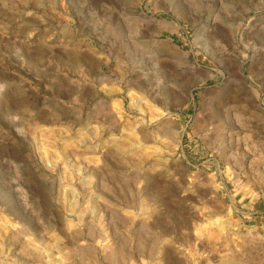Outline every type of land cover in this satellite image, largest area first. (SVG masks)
<instances>
[{
  "label": "rangeland",
  "instance_id": "rangeland-1",
  "mask_svg": "<svg viewBox=\"0 0 264 264\" xmlns=\"http://www.w3.org/2000/svg\"><path fill=\"white\" fill-rule=\"evenodd\" d=\"M0 264H264V0H0Z\"/></svg>",
  "mask_w": 264,
  "mask_h": 264
}]
</instances>
